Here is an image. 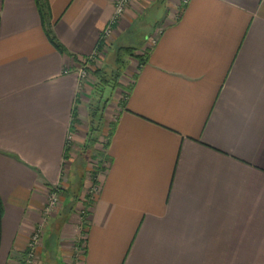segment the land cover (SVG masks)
Segmentation results:
<instances>
[{
    "label": "crops",
    "instance_id": "0c3cea01",
    "mask_svg": "<svg viewBox=\"0 0 264 264\" xmlns=\"http://www.w3.org/2000/svg\"><path fill=\"white\" fill-rule=\"evenodd\" d=\"M46 3L66 52L38 0H0V264L23 263L54 186L34 264H264V0H133L106 38L116 0ZM115 44L148 58L104 98L88 59ZM104 100L115 127L85 153Z\"/></svg>",
    "mask_w": 264,
    "mask_h": 264
},
{
    "label": "trees",
    "instance_id": "16d2710c",
    "mask_svg": "<svg viewBox=\"0 0 264 264\" xmlns=\"http://www.w3.org/2000/svg\"><path fill=\"white\" fill-rule=\"evenodd\" d=\"M39 2V8H40V12H41V16L43 19L44 24L46 25V32H47V36L49 37L50 41L53 43V45L61 52H66V48L60 43V41L57 39V37L55 36L53 30H52V26L48 23V12H47V3L46 0H38ZM147 53H137L136 52V48L135 47H120L119 49H117L116 52V57H117V64H119V62H123L124 63V57H133L139 60V62L141 64H144L147 60ZM126 65V64H125ZM124 65V66H125ZM95 75L98 77V79L101 81V86L103 87V89L105 88V86H109L112 88H116L120 82H119V78H120V73H116L114 70L112 72H110L109 74L107 72H105L103 69H98L96 68V70L94 71ZM103 89H99L98 93L101 94ZM96 102V101H95ZM91 102V107H90V131H89V135L88 138L86 139V142L84 144V152L87 153L91 148H93L98 142H100V138L101 135L102 137H105L107 140L110 137V135L113 132V129L115 127V123H110V128L108 130H104L103 128V116H104V103L105 100L102 101H98V102ZM104 130V133H103ZM103 133V134H102ZM102 149L106 148L107 146V141L100 142ZM101 155L104 154L103 150L101 151ZM102 168V162L101 164L99 163L98 168L96 169V174L98 171H100V169ZM2 215V204H1V200H0V218Z\"/></svg>",
    "mask_w": 264,
    "mask_h": 264
},
{
    "label": "built area",
    "instance_id": "2783aa9c",
    "mask_svg": "<svg viewBox=\"0 0 264 264\" xmlns=\"http://www.w3.org/2000/svg\"><path fill=\"white\" fill-rule=\"evenodd\" d=\"M133 2V0H116V4H115V13L113 15V17L111 18L110 24L109 26L106 28L105 30V34H104V38L108 37L111 34L112 31V26L113 24L117 21V19H119L124 13L125 11L128 9V7L130 6V4ZM188 2V0H183V4H186ZM98 52L93 54L88 61H98L99 57H98ZM87 63L83 64V67L80 68L79 70V79L80 82L82 83V81H84L87 76H88V68H87ZM95 186L93 185V187L91 188V191L93 193V198H95L96 194L98 193L99 189H100V181H99V175L96 174V182L94 183ZM59 187L58 186H54L49 193V197H48V201L44 210L45 213V220H43V222L41 224H39L34 232L32 233L31 236V241H30V245H29V251L27 252L24 261H22V264H34L35 263V259H36V249L43 243V238H44V234H45V228H46V223L48 222V217H50L53 212H55L59 207H60V194L58 192ZM91 204V202L84 206L82 208L81 211V218L85 221V217L88 215V210L87 207Z\"/></svg>",
    "mask_w": 264,
    "mask_h": 264
},
{
    "label": "rangeland",
    "instance_id": "374dc122",
    "mask_svg": "<svg viewBox=\"0 0 264 264\" xmlns=\"http://www.w3.org/2000/svg\"><path fill=\"white\" fill-rule=\"evenodd\" d=\"M159 15L160 16H163V12L161 11V12H159ZM160 18V17H159ZM161 19V18H160ZM155 38V37H154ZM118 46H117V44H115L114 45V49L113 50H115L116 51V49H118L117 48ZM115 56H116V52H113V51H111L109 54H108V59L106 60V59H100V61H97L96 62V65H95V67L96 68H98V69H103L105 72H107L108 74L110 73V72H112L113 70L116 72V73H120L121 71H123L124 70V65L126 64V63H128V64H130L129 63V61H130V59L129 58H127V57H124V63L123 62H119V64L117 65L118 67L116 68V66H114V67H112L111 66V62H110V60H111V58H115ZM113 68V69H112ZM115 68V69H114ZM95 74V72H91V74ZM96 86H95V90L97 91V90H99V89H103V87L101 86V81L99 80V79H97L96 80ZM106 87V86H105ZM99 88V89H98ZM108 88V87H107ZM108 90L109 91H107V90H103L104 92H103V97L104 98H106V97H108V95H109V93H111L110 95H111V97H112V99L114 98V96H116L117 95V91L116 90H114V88H112V87H110V88H108ZM113 91H114V93H113ZM123 98V97H122ZM101 158V157H100ZM90 163H92V161H90ZM96 166H94V165H91L90 164V167L86 170V175H85V177L87 178V184H86V186L84 187V191H83V203H84V205H87V204H89L91 201H93V193L92 192H94V191H91V188L93 187V185L95 186V182H96ZM60 194V193H59ZM59 203H60V208H61V206H62V199H61V195H60V201H59ZM81 211H82V209L81 210H78V212L79 213H81ZM53 213H55V212H53ZM45 231H46V228H45ZM45 235V234H44Z\"/></svg>",
    "mask_w": 264,
    "mask_h": 264
}]
</instances>
